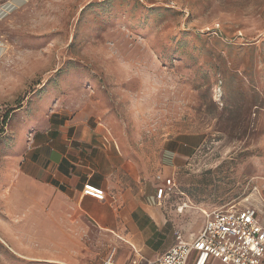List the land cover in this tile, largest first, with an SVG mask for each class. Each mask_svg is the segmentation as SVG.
I'll use <instances>...</instances> for the list:
<instances>
[{"label":"rangeland","instance_id":"1","mask_svg":"<svg viewBox=\"0 0 264 264\" xmlns=\"http://www.w3.org/2000/svg\"><path fill=\"white\" fill-rule=\"evenodd\" d=\"M51 117L104 132L148 197L174 180L146 255L197 234L204 211L264 199V0H0V197ZM97 232L73 264L132 262ZM27 262L0 230V264Z\"/></svg>","mask_w":264,"mask_h":264},{"label":"crops","instance_id":"2","mask_svg":"<svg viewBox=\"0 0 264 264\" xmlns=\"http://www.w3.org/2000/svg\"><path fill=\"white\" fill-rule=\"evenodd\" d=\"M52 119L29 132V144L16 152L14 177L19 184L0 197L10 220L0 230L13 251L27 264L65 257L73 264L72 255L86 244L87 230H98L99 244L106 236L120 250L129 248L130 261L138 259L139 264L168 251L173 245L164 244L157 256L142 252L152 248V230H163L165 224L163 201L147 196L151 186L142 183L135 162L112 146L104 132L72 131L73 124ZM88 184L104 190L105 199L85 196ZM115 251L116 264H123L125 252Z\"/></svg>","mask_w":264,"mask_h":264},{"label":"built area","instance_id":"3","mask_svg":"<svg viewBox=\"0 0 264 264\" xmlns=\"http://www.w3.org/2000/svg\"><path fill=\"white\" fill-rule=\"evenodd\" d=\"M175 188L174 180L167 179L157 190V199L163 201ZM83 194L99 201L106 197L104 190L91 184L85 185ZM243 202L204 211V224L197 234L184 239L180 231L175 232L177 243L146 264H264V199ZM115 252L102 264H116ZM139 263L135 259L130 264Z\"/></svg>","mask_w":264,"mask_h":264}]
</instances>
